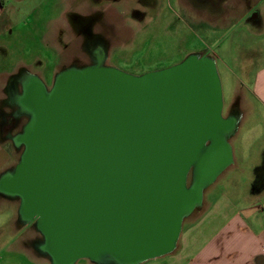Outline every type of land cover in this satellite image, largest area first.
<instances>
[{
  "label": "water",
  "instance_id": "water-1",
  "mask_svg": "<svg viewBox=\"0 0 264 264\" xmlns=\"http://www.w3.org/2000/svg\"><path fill=\"white\" fill-rule=\"evenodd\" d=\"M30 117L0 191L43 236L52 264H139L172 252L182 220L232 162L214 59L191 53L133 75L97 64L26 83ZM193 179L187 185V174Z\"/></svg>",
  "mask_w": 264,
  "mask_h": 264
},
{
  "label": "rangeland",
  "instance_id": "rangeland-1",
  "mask_svg": "<svg viewBox=\"0 0 264 264\" xmlns=\"http://www.w3.org/2000/svg\"><path fill=\"white\" fill-rule=\"evenodd\" d=\"M48 1L40 6L47 7L52 13H57L63 6H51ZM250 3V0H140V4L136 6L140 9L138 15L95 16L98 19L103 17V20L94 21L91 30L99 35V40L106 47L105 65L133 75L170 67L191 53H208L215 61L221 83L222 115L227 116L234 93L240 99L238 105H244L243 92L247 89L239 65L252 66L251 60L254 61L249 55L252 38L244 33L246 23L235 28L242 16H245ZM50 19L54 20L46 22ZM59 24L66 25V30L62 29L61 32L62 40L74 39L77 32L78 36L67 48L62 47V50L56 53L49 42ZM72 25V20H68L66 16H12L11 27L5 34L0 35V112L8 113L17 108L9 103L7 85L10 77L19 71L18 66L25 64L29 66L28 70L38 73L48 90L55 75L63 70V67L68 64L84 67L89 63L84 37L78 30L75 32ZM10 71V75L5 77V72ZM24 87L25 84L22 86L23 91ZM14 88L16 91L21 89L18 83ZM20 98H23V95ZM22 101L25 106L20 104L27 115L17 117L14 121L15 127L5 131L2 126L7 117L0 116V143L5 145L16 162L24 150L19 135L30 117V110L23 99ZM228 141L236 158L239 152L244 150L247 166L239 165L237 161L224 169L215 182L205 187L201 204L182 220L180 236L173 252L139 264H180V258L187 253L185 248L188 241L193 239L192 236L200 237V224L204 218H208L205 215L207 204L213 201L226 179L241 182V187H255V184H251V167L262 158L264 111L253 99L239 129ZM192 179L191 169L187 174V185L191 184ZM262 251L264 252V247ZM44 254L52 264L49 256ZM47 259L39 264H49ZM23 264L36 263L29 259ZM74 264L118 263L81 258Z\"/></svg>",
  "mask_w": 264,
  "mask_h": 264
},
{
  "label": "crops",
  "instance_id": "crops-1",
  "mask_svg": "<svg viewBox=\"0 0 264 264\" xmlns=\"http://www.w3.org/2000/svg\"><path fill=\"white\" fill-rule=\"evenodd\" d=\"M45 1L3 0L0 4V27H2L0 35L5 34V31L11 27L12 16H66L68 20H72V28L77 32L75 22L86 21L89 16H136L140 10L136 7L140 4V0H49L51 6L63 4L57 13H52L47 7L40 6ZM250 2L245 16H242L235 28L246 23L244 33L245 36L252 38L249 55L254 61L251 60L253 67L247 64L239 65L247 90L243 92L245 98L243 106L238 105L240 99L234 93L228 107L229 113L224 116L236 118V127L227 140L239 129L252 99L264 111V0L255 2L250 0ZM131 5L134 7H130ZM102 18L96 17L95 21H101ZM52 20L54 19L46 22ZM89 27L92 29L91 25ZM62 29L66 30L65 24L57 26L49 42L56 53L60 52L62 47L67 48L69 43L78 36L77 32L74 39L62 40ZM21 68L28 70L29 66L23 64L17 67L18 70ZM11 72H5L4 76L8 77ZM230 147L233 150L231 145ZM261 154L260 162L251 167L253 172L251 184H254L256 179L258 183H255L254 188L249 189L244 185L241 187V182L226 179L225 184L222 185L224 187L221 186L213 201L207 204L205 215L208 218L204 220L202 218L200 237L192 236L193 239L188 241L185 248L187 253L180 258V264H264L262 251L264 247V147ZM245 157L244 150L239 152L237 158L232 151V162L224 169L236 164L237 161L239 165L247 166ZM15 164L16 161L8 149L0 143V177L11 170ZM224 169L219 172L213 182ZM42 242L43 236L37 230L35 223L26 222L21 218L19 199L0 191V264H23L29 259L36 264L42 263L47 259L40 249Z\"/></svg>",
  "mask_w": 264,
  "mask_h": 264
},
{
  "label": "flooded vegetation",
  "instance_id": "flooded-vegetation-1",
  "mask_svg": "<svg viewBox=\"0 0 264 264\" xmlns=\"http://www.w3.org/2000/svg\"><path fill=\"white\" fill-rule=\"evenodd\" d=\"M95 20V16H89L86 21L75 22L77 24V30L80 34H82V37H84V46L87 50V54H89V63L86 64V66L97 64L98 62L104 65L106 64V47L99 40V35L97 36L95 33H93L90 30L91 28L89 27V25L93 27V23ZM73 66L74 64H68L67 67L63 68L65 69ZM35 78L45 85L44 80L42 79V77H40L38 73L26 70L25 68L19 69L18 72H16L10 77L7 85L8 100L9 103L14 104L17 108L8 113L0 112V116L7 117L5 124L2 126L5 127V131H9L10 129L15 127L14 121L17 117H20L21 115H27V113L24 111V107L22 106H25V104H23L22 98H20L23 95L22 86L23 84L31 82ZM16 83H18L21 87L19 91H16L14 88V85Z\"/></svg>",
  "mask_w": 264,
  "mask_h": 264
},
{
  "label": "trees",
  "instance_id": "trees-1",
  "mask_svg": "<svg viewBox=\"0 0 264 264\" xmlns=\"http://www.w3.org/2000/svg\"><path fill=\"white\" fill-rule=\"evenodd\" d=\"M2 3H3V0H0V4H2ZM261 168H262V167H261ZM258 169H260V167H259ZM255 183H258L257 179H256ZM255 183H254V184H255Z\"/></svg>",
  "mask_w": 264,
  "mask_h": 264
}]
</instances>
